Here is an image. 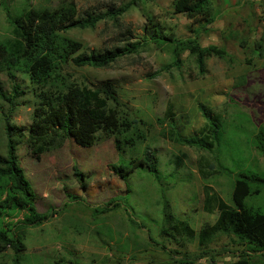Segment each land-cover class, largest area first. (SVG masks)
Instances as JSON below:
<instances>
[{"label": "rangeland", "instance_id": "1", "mask_svg": "<svg viewBox=\"0 0 264 264\" xmlns=\"http://www.w3.org/2000/svg\"><path fill=\"white\" fill-rule=\"evenodd\" d=\"M61 1L0 0V42L12 38V21L25 8H56ZM74 1L78 20H82L132 0ZM173 2L137 0L120 24L103 21L95 29H73L66 34L89 50L102 52L129 43L139 45L136 54L120 58L110 68L70 69L83 84L117 83L120 98L132 108L137 123L132 132L120 137V152L114 138L89 150L69 141L59 150L32 154L27 144L36 103L32 85L20 73L15 81L1 75L8 93L14 82L23 84L27 93L14 108L0 99V155L7 153L5 120L9 117L21 133L17 154L37 195V211L49 215V220L27 229L25 251L16 255L8 250L0 256V264H150L171 259L206 264L212 256L226 264L247 249L235 236L223 234L208 247H200L197 240H185L182 248L161 231L168 227L166 202L176 218L199 232L203 226L213 225L220 214L218 210L206 212L205 186L233 207V188L241 174L251 172L264 178V155L256 146L264 131V38L258 39L264 33L250 20L245 23L243 18H235L223 30L224 42L219 44L235 61L207 59L206 73L201 75L195 57L181 52L178 67L173 66V51H181L182 43L195 38L194 31L201 30L204 23L176 15ZM154 25L161 37L171 36L173 41L152 40L145 30L152 31ZM208 35L201 33L200 38L209 43ZM241 39L247 40L245 58ZM200 105L209 107L223 121L219 145L213 152L164 138L167 128L161 120L168 112L186 136L198 133L207 123ZM146 146L158 158V175L141 164ZM181 153L188 159L175 170L171 162ZM133 160L136 164L130 163ZM122 164L128 169L125 179L116 171ZM75 167L84 173V182L79 181ZM253 187L262 192L248 197L246 205L264 212V183ZM24 215L19 213L13 222ZM204 251L209 255L201 258ZM250 257L252 264H264L261 254Z\"/></svg>", "mask_w": 264, "mask_h": 264}, {"label": "trees", "instance_id": "2", "mask_svg": "<svg viewBox=\"0 0 264 264\" xmlns=\"http://www.w3.org/2000/svg\"><path fill=\"white\" fill-rule=\"evenodd\" d=\"M218 0H174L173 8L176 15H184L189 20L204 22L201 30L194 31L196 36L182 43L181 51L174 50L176 55L173 66L178 67V57L181 52H188L195 57L201 75L206 73V60L216 57L222 60L235 61L225 47L210 45L203 47L199 42L201 33L207 32L219 11ZM137 0L118 8H111L99 15H89L78 20V7L74 0H62L56 8L39 9L33 6L25 8L12 21V38L0 42V99L11 108L18 105L19 100L27 93L23 84L13 83V90L8 93L1 81V75L15 81L17 75L23 74L29 79L36 98L29 127L28 147L32 154L42 155L59 150L69 141L78 147L89 150L101 142L115 138L118 152L122 149L123 137L136 126L132 108L121 100L119 87L113 80L87 85L80 83L71 68L107 69L120 58L136 54L137 43H129L125 47L111 50L96 51L81 41L70 38L66 34L73 29H95L100 22L113 21L120 24L121 17L136 5ZM152 40L173 41L171 36L161 37L157 26L148 28ZM159 39V40H158ZM246 39L240 44L245 46ZM247 41V40H246ZM162 43V42H160ZM200 110L206 119V125L195 135L186 136L178 126L171 112L161 120L166 126L162 133L168 140L202 151L213 152L219 145L223 121L219 115L206 105H200ZM7 136L6 156L0 155V256L8 250L16 255L25 251L24 237L26 230L37 227L49 220V215L37 211L35 201L37 195L28 180L18 158L21 134L10 118L5 120ZM257 148L264 155V131L258 135ZM127 142V141H126ZM128 143V142H127ZM188 159L186 153L174 156L172 164L175 170L184 165ZM136 164V161H131ZM141 164L149 168L153 174H159L158 158L151 147L146 146ZM127 168L124 164L116 167L117 173L126 178ZM75 174L80 182H84V173L75 167ZM207 179V176H204ZM264 183L259 174L244 173L236 179L233 188V207H230L211 187L205 186V209L208 213L214 210L220 212L213 225L203 226L199 232L187 221L176 218L170 204H164V219L168 227L161 231L174 240L180 247H185V240L198 241L202 248L208 247L220 235H233L239 242L247 245V249L238 259L226 264H252L251 255L261 254L264 257V212L248 208V197L261 194V188H254V183ZM118 206V205H116ZM25 212L23 219L13 222L15 216ZM204 251L201 258L208 257ZM150 264H197L191 260L171 259L165 262ZM206 264H220L210 257Z\"/></svg>", "mask_w": 264, "mask_h": 264}, {"label": "crops", "instance_id": "3", "mask_svg": "<svg viewBox=\"0 0 264 264\" xmlns=\"http://www.w3.org/2000/svg\"><path fill=\"white\" fill-rule=\"evenodd\" d=\"M216 6L219 15L216 21L208 27L207 32H203L209 34L208 38H211V40L208 43L207 39L199 37V42L203 47L210 45L220 46L219 44L224 42L223 30L231 26L235 18H243L245 23L250 20L251 24L259 25L261 31L264 33V0H218ZM184 17L187 18L186 16ZM189 21L196 23L193 20ZM260 37L258 39H263L264 35H260ZM243 52L245 58V46Z\"/></svg>", "mask_w": 264, "mask_h": 264}]
</instances>
